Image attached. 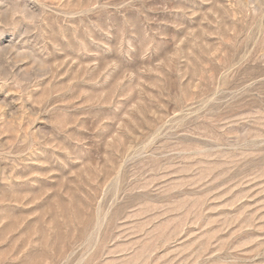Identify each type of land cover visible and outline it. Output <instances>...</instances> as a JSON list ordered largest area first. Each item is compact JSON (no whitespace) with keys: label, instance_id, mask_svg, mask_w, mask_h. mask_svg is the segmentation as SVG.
<instances>
[{"label":"rangeland","instance_id":"1","mask_svg":"<svg viewBox=\"0 0 264 264\" xmlns=\"http://www.w3.org/2000/svg\"><path fill=\"white\" fill-rule=\"evenodd\" d=\"M0 264H264V0H0Z\"/></svg>","mask_w":264,"mask_h":264}]
</instances>
